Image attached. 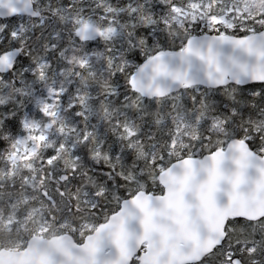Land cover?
Here are the masks:
<instances>
[{
  "label": "snow or ice",
  "instance_id": "obj_1",
  "mask_svg": "<svg viewBox=\"0 0 264 264\" xmlns=\"http://www.w3.org/2000/svg\"><path fill=\"white\" fill-rule=\"evenodd\" d=\"M0 264H264V0H0Z\"/></svg>",
  "mask_w": 264,
  "mask_h": 264
}]
</instances>
